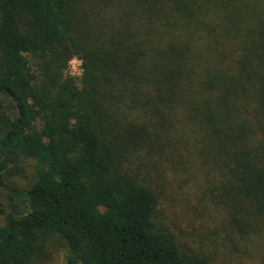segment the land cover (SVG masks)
Segmentation results:
<instances>
[{"label": "trees", "instance_id": "1", "mask_svg": "<svg viewBox=\"0 0 264 264\" xmlns=\"http://www.w3.org/2000/svg\"><path fill=\"white\" fill-rule=\"evenodd\" d=\"M0 189V264H207L170 189L264 264V0H0Z\"/></svg>", "mask_w": 264, "mask_h": 264}, {"label": "rangeland", "instance_id": "2", "mask_svg": "<svg viewBox=\"0 0 264 264\" xmlns=\"http://www.w3.org/2000/svg\"><path fill=\"white\" fill-rule=\"evenodd\" d=\"M81 70L82 62L77 57H73L67 64L65 74L74 78L79 76ZM28 169L29 166H25V174ZM181 177L185 176L181 175ZM14 180L17 181V179ZM197 184L201 187L207 184L206 177L201 173L197 177ZM3 191L0 189V194ZM160 193L162 198L161 207L158 210L160 222L162 225H166L179 239V243L188 254L206 261L207 264H241L235 259L230 262L223 259L210 260L216 255L210 244L213 242L212 246L217 245L222 239L220 236L214 235V222L210 220L211 211H209L208 204L204 199L198 201L199 196L182 194L180 190L176 189L164 190ZM47 250L49 251L40 258H36L32 264H66L65 251L62 247L51 244ZM253 262L254 260H250L249 264H254ZM243 264L248 263L244 261Z\"/></svg>", "mask_w": 264, "mask_h": 264}, {"label": "built area", "instance_id": "3", "mask_svg": "<svg viewBox=\"0 0 264 264\" xmlns=\"http://www.w3.org/2000/svg\"><path fill=\"white\" fill-rule=\"evenodd\" d=\"M81 74H82V70H81V73L79 74V76H76V77H74V78H79L80 76H81ZM73 78V77H72Z\"/></svg>", "mask_w": 264, "mask_h": 264}]
</instances>
